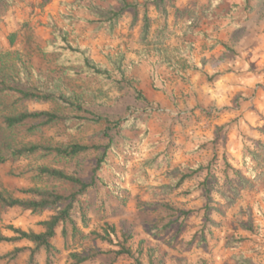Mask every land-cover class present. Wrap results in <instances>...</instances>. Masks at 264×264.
Masks as SVG:
<instances>
[{"label":"rangeland","instance_id":"1","mask_svg":"<svg viewBox=\"0 0 264 264\" xmlns=\"http://www.w3.org/2000/svg\"><path fill=\"white\" fill-rule=\"evenodd\" d=\"M128 1L141 5L109 22L103 8L119 10V0H0V79L27 89L26 72L33 85L78 97L102 117L95 122L55 101H25V109L70 119L28 134L5 128L0 112V151L21 140L109 144L101 181L85 197L86 222L75 216L84 236L65 243L59 235L53 264H73L71 252H98L82 264H136L114 254L124 234L143 264H264V0H251L250 12L235 9L243 0ZM57 28L89 49L112 78L60 62V53L48 49ZM119 119L127 121L108 130L109 139L107 120ZM101 152L70 160L8 157L0 161V188L17 197L34 185L69 194L76 185L38 178L34 169L47 164L87 178ZM211 161L208 195L199 186L207 170L164 189ZM166 205L193 212L158 232L172 214ZM52 213L0 206V228L7 235L9 224L40 231ZM108 224L116 229L110 242L96 235ZM234 240L241 241L233 246ZM12 248L0 243V253ZM27 257L9 264H25ZM46 259L45 252L38 255L39 264Z\"/></svg>","mask_w":264,"mask_h":264},{"label":"trees","instance_id":"2","mask_svg":"<svg viewBox=\"0 0 264 264\" xmlns=\"http://www.w3.org/2000/svg\"><path fill=\"white\" fill-rule=\"evenodd\" d=\"M123 6L119 10L109 8L104 13H108L107 20L114 21L116 18L123 15L127 9H137L141 5L139 2L131 3L128 0H119ZM154 0H148L152 2ZM92 8L93 5L89 6ZM235 9L240 11L250 12L251 0H243L242 4L235 5ZM48 49L52 52L60 53V62L66 65H74L80 67L81 72L88 75L97 76L103 79H110L111 74L104 65L97 63L91 57L90 50L79 45H74L69 40L68 31L64 28H57L55 31V41L48 44ZM216 75L209 76L213 79ZM23 79L28 85V88H21L7 83L5 80L0 79V112L3 117V126L10 131L14 132L21 128H25L28 134H36L37 130L42 126H48L59 121H67L70 118L60 116L58 113L50 110H29L23 108L25 101H35L45 103L55 101L60 105L70 107L77 112H83L88 117L85 119L92 121H100L102 117L97 116L94 112L85 107L84 102L78 97L67 96L63 94H56L55 92L45 91L38 86L33 85L26 72L23 73ZM139 97L146 101L145 96L139 91ZM81 118V117H80ZM127 119H119L115 121L107 120L109 123L104 133L110 139L111 134L109 131H119L122 122ZM15 137L13 134L11 140ZM13 141V140H12ZM6 148L11 149L6 153L0 151V161H6L8 157L14 158H30L38 155L42 158L50 156L62 159H75L76 157L88 153L90 150L102 151L95 159V164L91 170L89 177H83L74 173H68L63 169L56 168L47 164H41L34 170L38 178L55 179L70 182L77 186V189L69 194L59 193L55 190L48 189L42 186L34 185L31 187L20 188L19 191L23 197H17L10 194L7 190L0 188V206L4 208L19 207L25 211H30L33 214H42L47 210L53 213L45 220L40 222L42 229L35 231L32 229H23L21 227L9 224L7 228L12 231L11 235H7L0 228V243H9L13 248L6 252L0 253V264H9L11 261L19 259L22 254L27 253L28 257L25 264H39L38 255L42 252L47 254L46 264H53V255L59 251L55 245V239L60 235L65 243L70 239L77 240L84 236L75 220V216L80 215L82 221L86 222V209L89 204L85 201L87 193L96 188L101 181L99 172L105 162V151L109 148V144H94L85 145L81 143H70L65 145H53L43 142L30 143L25 140L20 142L5 143ZM9 155V156H8ZM245 159V163H246ZM212 161L207 166L200 165L190 173H183L174 185H164L166 191H173L183 184L187 178L193 177L199 171L207 170L208 174L205 179L199 184L204 189L205 194L210 193V180L212 179ZM226 168L233 169L231 164L226 162ZM29 170V169H28ZM238 178L241 177L239 171L233 170ZM230 182V180H227ZM105 186L109 189L111 186L105 182ZM171 212V216L165 224L159 226L158 232H164L175 225L180 219H185L193 211L192 210H179L166 205ZM206 209L208 206L206 205ZM182 222L179 228L182 227ZM116 232L114 226L108 224L104 233H98L97 237L112 241V234ZM96 233V232H95ZM128 236L124 234L125 241L120 243L121 248L114 251L116 257L127 255L134 259L136 264H143L140 260V253H137L127 244ZM241 240H234L231 242L233 246L238 245ZM98 252L80 253L71 252L73 264H82L89 260Z\"/></svg>","mask_w":264,"mask_h":264}]
</instances>
